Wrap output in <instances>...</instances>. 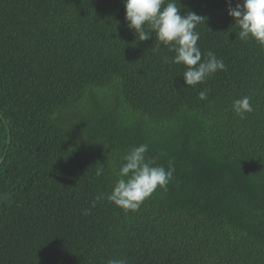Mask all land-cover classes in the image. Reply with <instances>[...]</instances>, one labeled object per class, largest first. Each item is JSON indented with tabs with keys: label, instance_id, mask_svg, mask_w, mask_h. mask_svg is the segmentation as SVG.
<instances>
[{
	"label": "trees",
	"instance_id": "16d2710c",
	"mask_svg": "<svg viewBox=\"0 0 264 264\" xmlns=\"http://www.w3.org/2000/svg\"><path fill=\"white\" fill-rule=\"evenodd\" d=\"M237 2L178 0L226 65L187 88L123 0H0V264H264V46ZM141 144L173 178L125 212L106 194Z\"/></svg>",
	"mask_w": 264,
	"mask_h": 264
},
{
	"label": "clouds",
	"instance_id": "9594fccd",
	"mask_svg": "<svg viewBox=\"0 0 264 264\" xmlns=\"http://www.w3.org/2000/svg\"><path fill=\"white\" fill-rule=\"evenodd\" d=\"M125 21L129 30L136 33L140 42L155 37L154 48L167 46L175 55L172 63L185 66L183 83L188 87L203 83L226 65L212 51L202 59L198 46L200 33L195 29L204 20L195 12L181 14L178 0H123ZM179 5V6H178ZM228 15L239 29L241 41L254 40L264 46V0H238L235 7L229 5ZM199 99H207V89L199 92ZM232 111L241 119L253 111L251 98L243 96L232 102ZM148 146H133L122 157L123 163L116 173L117 180L106 199L125 212H136L152 196L157 188L165 189L173 178L174 168L167 169L146 159ZM103 167L96 170L100 176ZM102 197H97L100 199ZM107 264H126L124 260L111 259Z\"/></svg>",
	"mask_w": 264,
	"mask_h": 264
}]
</instances>
